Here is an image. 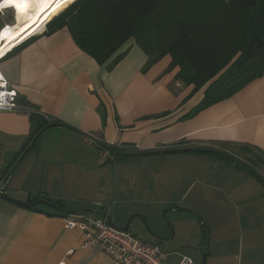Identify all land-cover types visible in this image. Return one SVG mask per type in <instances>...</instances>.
<instances>
[{
	"label": "crops",
	"instance_id": "crops-1",
	"mask_svg": "<svg viewBox=\"0 0 264 264\" xmlns=\"http://www.w3.org/2000/svg\"><path fill=\"white\" fill-rule=\"evenodd\" d=\"M15 49L0 62V71L27 110L0 112V182L3 172L25 152L19 155L30 135L29 110L35 108L60 125L50 128L55 138L49 140L48 129L37 149L26 150L5 187L11 197L31 203L49 200L70 211L95 205L118 227L131 216L142 215L157 226L156 235L169 239L151 237L147 242L172 245L170 231L158 227L161 199L149 189L151 181L129 168L133 161L151 157L161 161L172 153L203 159L217 168L198 173L201 177L190 187L196 189L194 201L187 208L214 226L209 230L205 224L212 241L207 264L264 263L262 169L254 155L239 153L248 150L264 158V76L230 99L194 114L207 86L193 93L194 85L177 79L179 68L170 70V56L144 71L148 58L134 39L117 53L127 51L112 70L81 50L66 27L32 34ZM192 148L227 152L256 168L260 176L235 160ZM71 151L78 152V162H71ZM86 164L95 166L101 181L91 186L95 200L83 205L86 200L80 197L90 188L84 181ZM109 166L118 169L115 177ZM173 184H181V178ZM198 199L202 201L197 203ZM162 204L180 210L172 198ZM70 217L97 219L63 216L46 206L30 210L0 200V264H113L100 247L83 246L82 232L67 230ZM244 242L250 252L246 259ZM169 254L173 264L186 256L182 251Z\"/></svg>",
	"mask_w": 264,
	"mask_h": 264
},
{
	"label": "trees",
	"instance_id": "trees-1",
	"mask_svg": "<svg viewBox=\"0 0 264 264\" xmlns=\"http://www.w3.org/2000/svg\"><path fill=\"white\" fill-rule=\"evenodd\" d=\"M63 14L47 33L68 28L81 50L109 70L126 56L117 53L131 39L147 55L144 71L170 56V70L179 68L177 79L194 85L193 93L207 86L194 114L264 76V0H78ZM28 113L30 135L19 155L37 149L41 137L32 141L55 121L35 108ZM218 152L206 153L222 156Z\"/></svg>",
	"mask_w": 264,
	"mask_h": 264
},
{
	"label": "rangeland",
	"instance_id": "rangeland-1",
	"mask_svg": "<svg viewBox=\"0 0 264 264\" xmlns=\"http://www.w3.org/2000/svg\"><path fill=\"white\" fill-rule=\"evenodd\" d=\"M77 1L78 0H75L74 2L69 4L57 16H55L52 20H50L47 24H45L34 34H38L41 31H48L49 29L62 23L65 19V14L63 13ZM14 22H15V12L13 9L0 10V30L6 25L14 24ZM46 134H48V136L52 134V136L50 135L49 140H52L53 138L56 137L54 136L56 134L52 132L51 129L48 130ZM52 149L53 148L50 147L48 153H52ZM175 150L176 149H171V151H175ZM239 153L243 155L244 154L251 155L252 158L254 155L255 161L258 157L261 158L259 155L250 153L248 150L244 151L243 153L242 152ZM69 156L71 158V162L79 161L77 151L69 152ZM152 158L155 157L145 158V160L143 161L141 160L133 161V164L130 166L129 170L132 173L133 172H135L136 174L141 173V176L149 178L148 180L151 181V185L149 189L154 191V194L158 197V199H161V207L159 208L160 212L157 215L161 221V225L158 227L162 226L164 229L169 230L171 235H173L172 231L174 233V237H173L174 243L172 245L163 244V246L162 245L161 246L163 247V250L165 252H169V253H173L175 251L176 252L182 251V255H186V257L190 256V258L193 259L197 264H201L202 255L200 253V250L205 248L204 243L208 244L209 251L212 248V241L210 239V234L206 231L208 229L210 230V228L214 226L212 223H210V220L208 222H205V219H203L200 215H198L194 211H190L189 208H187L190 205L189 203H191V201H194V196H195L194 194L196 192V189L194 187H192L191 189L190 187L192 183L196 181L197 178L201 177V174L198 175L199 172L205 170L206 168L216 169L217 166L216 164H214V162H207L204 161L203 159L192 160L183 157L182 154L179 153L163 155L161 161ZM262 160L263 163H260L258 161V164L261 166V169L263 170L260 171V174H262L264 179V158ZM86 162L88 163V159L86 160ZM108 172L110 176L115 177V175L118 173V169L114 166L112 167L109 166ZM115 172L117 173L115 174ZM84 173H85L84 181L90 182L89 184L90 188L86 189L85 195L83 197H80V199H85L86 202L85 201H81V202L83 205H86L87 201L95 200L96 192L93 190V188H91V186L92 184L99 185L101 178L96 174L97 169H95V166L93 164L92 165L86 164L84 168ZM176 177L181 178V184L179 185L173 184V181ZM80 178H82L81 174H80ZM185 193H187L186 196L184 197L183 200H181L182 197L185 195ZM72 194H73V189L69 193V196H72ZM167 197L172 198V201H174L175 203L178 204V206H180L179 211H174L172 210L171 207L168 208V206H164L162 204V202H164V200ZM70 198L75 199L73 197ZM199 201H202V199H198L197 203ZM90 206L93 208L96 207L95 205H90ZM90 206L88 208H90ZM152 208L154 207H150L149 209ZM87 217L98 218L97 216L94 215H88ZM132 217H134L132 222L134 220L136 221L132 226H130V232L133 233L135 236H137V238L145 242L149 241L150 238L153 237L152 235L155 234L154 227L157 226L153 224L150 218L148 219L152 224L143 221L141 218L143 217L142 215L135 214L130 218ZM207 218L210 219L209 216H207ZM205 224L208 229L206 228ZM242 249L244 251L243 253L245 255V259L248 258L250 252H247V249H249V245L246 242L242 244ZM262 258H264V255L262 256ZM174 261H177V259H175ZM216 264H225V263L221 262Z\"/></svg>",
	"mask_w": 264,
	"mask_h": 264
},
{
	"label": "built area",
	"instance_id": "built-area-1",
	"mask_svg": "<svg viewBox=\"0 0 264 264\" xmlns=\"http://www.w3.org/2000/svg\"><path fill=\"white\" fill-rule=\"evenodd\" d=\"M30 37L25 38L28 39ZM20 44V43H19ZM13 51V50H12ZM7 53L0 57V62ZM27 110L19 105L18 93L0 71V112ZM108 156V153H106ZM0 188L1 182H0ZM69 231L79 230L85 236L84 247L98 246L113 264H173L169 253L157 243L145 242L131 233L121 232L109 225L105 219L83 220L67 218ZM179 264H197L189 257H182Z\"/></svg>",
	"mask_w": 264,
	"mask_h": 264
},
{
	"label": "bare ground",
	"instance_id": "bare-ground-1",
	"mask_svg": "<svg viewBox=\"0 0 264 264\" xmlns=\"http://www.w3.org/2000/svg\"><path fill=\"white\" fill-rule=\"evenodd\" d=\"M75 0H0V10L13 9L15 22L0 30V57L37 32ZM26 5L16 8L15 4Z\"/></svg>",
	"mask_w": 264,
	"mask_h": 264
},
{
	"label": "water",
	"instance_id": "water-1",
	"mask_svg": "<svg viewBox=\"0 0 264 264\" xmlns=\"http://www.w3.org/2000/svg\"><path fill=\"white\" fill-rule=\"evenodd\" d=\"M38 115H40L41 117L43 118H46L45 115L41 114V113H38ZM60 125L58 122H55V121H50L48 126L45 127L44 129H42L39 134L34 138V140L32 141V144L39 138L41 137L48 129L50 128H53V127H56ZM31 144V145H32ZM31 147V146H30ZM29 147V148H30ZM28 148V149H29ZM27 149V150H28ZM192 151H209V152H217V150H203V149H200V148H192L191 149ZM179 151H187V150H179ZM166 152V151H165ZM27 153V151H25L20 157L19 159L17 160V162L12 166V168L9 170V172L7 173L6 177L3 179V181L1 182V187L0 188V200H3V201H6V202H9L15 206H18V207H23V208H26V209H34V208H37L39 206H46L50 209H53L55 210L56 212L64 215V216H76V217H82V216H88V215H94V216H97L98 218H101V219H105L109 225L121 232H125V233H131L130 232V224L133 220L134 217L130 218V220L122 227H118L116 226L112 220H111V216L109 215L108 212H104L102 211L101 209L99 208H87V209H82V210H77V211H70V210H67L66 208L64 207H61V206H58L57 204H55V202H51L49 200H38L37 202H23L21 200H18V199H15L13 197H11L7 191H6V185L9 181V179L11 178L13 172L15 171V169L18 167V165L20 164V162L22 161L23 157L25 156V154ZM219 154L225 156V157H229L235 161H237L238 163H240L242 166H244L245 168H247L248 170H251L255 175L257 176H260L259 173L251 166L249 165L248 163L242 161V160H239L237 159L235 156L229 154V153H225V152H222V151H219L218 152ZM123 155H126V154H123ZM134 155H139L138 153H135ZM179 211V210H177ZM143 221H145L144 217H141ZM172 237H174V233L172 231ZM155 239H157L158 241H167L165 240L163 237H161V235H156V234H153L152 235ZM172 240V238L170 239ZM148 243H156V242H148ZM169 253V252H167ZM200 253L202 255V261H201V264H207V258H208V254H209V248H208V244L205 248L201 249L200 250Z\"/></svg>",
	"mask_w": 264,
	"mask_h": 264
},
{
	"label": "snow or ice",
	"instance_id": "snow-or-ice-1",
	"mask_svg": "<svg viewBox=\"0 0 264 264\" xmlns=\"http://www.w3.org/2000/svg\"><path fill=\"white\" fill-rule=\"evenodd\" d=\"M15 7L16 8H21V7H26V5H21V4L17 3V4H15Z\"/></svg>",
	"mask_w": 264,
	"mask_h": 264
},
{
	"label": "flooded vegetation",
	"instance_id": "flooded-vegetation-1",
	"mask_svg": "<svg viewBox=\"0 0 264 264\" xmlns=\"http://www.w3.org/2000/svg\"><path fill=\"white\" fill-rule=\"evenodd\" d=\"M209 152V151H208ZM223 156V155H222ZM225 157V156H224ZM229 158V157H227ZM231 159V158H230ZM238 159V158H237ZM233 160V159H232ZM240 160V159H239ZM254 168V167H253ZM256 170V168H254ZM251 171V170H250ZM257 171V170H256ZM259 173V172H258ZM162 237V236H161ZM172 237V236H171ZM165 239V238H164ZM171 239V238H170ZM166 240V239H165ZM162 242V241H161ZM159 244V243H158Z\"/></svg>",
	"mask_w": 264,
	"mask_h": 264
}]
</instances>
